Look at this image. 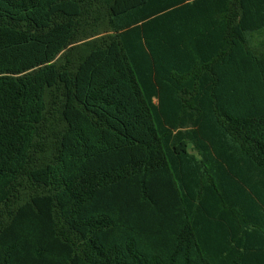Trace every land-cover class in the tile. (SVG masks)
<instances>
[{
	"label": "trees",
	"instance_id": "16d2710c",
	"mask_svg": "<svg viewBox=\"0 0 264 264\" xmlns=\"http://www.w3.org/2000/svg\"><path fill=\"white\" fill-rule=\"evenodd\" d=\"M0 264H264V0H0Z\"/></svg>",
	"mask_w": 264,
	"mask_h": 264
}]
</instances>
